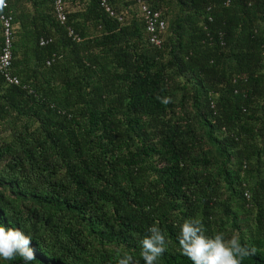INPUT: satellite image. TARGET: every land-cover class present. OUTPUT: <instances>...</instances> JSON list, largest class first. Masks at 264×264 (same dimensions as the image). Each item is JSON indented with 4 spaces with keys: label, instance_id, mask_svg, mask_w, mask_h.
Segmentation results:
<instances>
[{
    "label": "trees",
    "instance_id": "1",
    "mask_svg": "<svg viewBox=\"0 0 264 264\" xmlns=\"http://www.w3.org/2000/svg\"><path fill=\"white\" fill-rule=\"evenodd\" d=\"M63 1L62 23L51 0L0 13L18 79L0 74V225L31 237V264H144L158 223L157 264H192L178 237L196 218L264 264V0H143L166 21L158 47L133 0H106L120 21Z\"/></svg>",
    "mask_w": 264,
    "mask_h": 264
},
{
    "label": "clouds",
    "instance_id": "2",
    "mask_svg": "<svg viewBox=\"0 0 264 264\" xmlns=\"http://www.w3.org/2000/svg\"><path fill=\"white\" fill-rule=\"evenodd\" d=\"M5 7L6 0H0V13ZM157 99L163 104L172 102L167 96H158ZM148 232L149 235L141 241L140 256L144 264H157L159 257L167 251L168 240L158 223H154ZM178 243L181 254L189 258L192 264H242L246 257L255 253V248L242 245L236 235L228 239L222 232L214 236L206 235L202 221L196 218L184 220L180 226ZM17 257L21 258L24 264H31L36 258L31 237L19 228H5L0 225V259L11 261ZM117 264H139V261L130 254H124L119 257Z\"/></svg>",
    "mask_w": 264,
    "mask_h": 264
},
{
    "label": "built area",
    "instance_id": "3",
    "mask_svg": "<svg viewBox=\"0 0 264 264\" xmlns=\"http://www.w3.org/2000/svg\"><path fill=\"white\" fill-rule=\"evenodd\" d=\"M137 13L144 25V32L147 41L154 46L161 44V34H163L166 23L161 16L160 11L152 10L143 0H133ZM52 11L55 19L62 23L66 18V5L63 0H51ZM99 6L108 13L109 16L115 17L118 21L121 20V15H117L106 3V0H99ZM0 25L2 35V46L0 48V74L3 76L6 83L17 84L18 79L11 75L10 67V44L13 34V28L10 23V17L7 14H0ZM67 35L73 41H79L80 37L72 29L67 28ZM42 43V41H40Z\"/></svg>",
    "mask_w": 264,
    "mask_h": 264
},
{
    "label": "rangeland",
    "instance_id": "4",
    "mask_svg": "<svg viewBox=\"0 0 264 264\" xmlns=\"http://www.w3.org/2000/svg\"><path fill=\"white\" fill-rule=\"evenodd\" d=\"M133 11V10H132ZM135 13V10L133 11Z\"/></svg>",
    "mask_w": 264,
    "mask_h": 264
}]
</instances>
